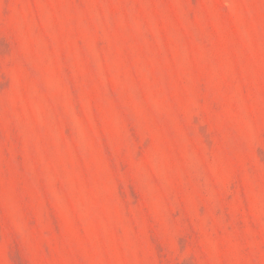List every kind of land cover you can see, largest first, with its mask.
Instances as JSON below:
<instances>
[{
	"label": "rangeland",
	"instance_id": "obj_1",
	"mask_svg": "<svg viewBox=\"0 0 264 264\" xmlns=\"http://www.w3.org/2000/svg\"><path fill=\"white\" fill-rule=\"evenodd\" d=\"M0 264H264V0H0Z\"/></svg>",
	"mask_w": 264,
	"mask_h": 264
}]
</instances>
